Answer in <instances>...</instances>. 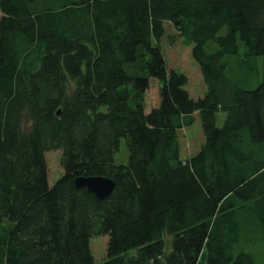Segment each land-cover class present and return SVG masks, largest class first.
<instances>
[{
	"label": "trees",
	"instance_id": "obj_1",
	"mask_svg": "<svg viewBox=\"0 0 264 264\" xmlns=\"http://www.w3.org/2000/svg\"><path fill=\"white\" fill-rule=\"evenodd\" d=\"M166 22L192 47L202 97L167 66ZM241 46L260 69L231 66ZM197 112L205 142L182 158ZM60 149L51 185L46 153ZM79 176L116 186L100 198ZM101 235V264H259L264 0H0V264H95Z\"/></svg>",
	"mask_w": 264,
	"mask_h": 264
},
{
	"label": "rangeland",
	"instance_id": "obj_2",
	"mask_svg": "<svg viewBox=\"0 0 264 264\" xmlns=\"http://www.w3.org/2000/svg\"><path fill=\"white\" fill-rule=\"evenodd\" d=\"M166 35L160 41L167 66L169 69H175L179 72L185 73L189 78L187 90L195 99L202 97L207 86L204 81L202 71L199 64L192 56V47L185 44L183 38L179 35L176 28L169 22H166ZM245 47L241 46V54L238 57L230 58L231 66L239 70L240 66H246V69L257 67L260 69L261 60L248 56L245 54ZM160 81L157 78H151L150 88L145 94V103L147 112L152 108L159 106L160 103ZM195 122L184 129L180 130V145L181 157L188 158L196 154L203 143L205 142V134L202 127L200 113H196ZM46 159L49 168V182L53 185L63 174L64 168L62 166V150H52L46 153ZM129 159V151L125 139L121 142V147L115 156L118 164H125ZM251 233H245L244 239L249 240ZM166 240L169 242L171 236L165 234ZM108 235H101L91 239V249L95 258V264H101L106 257ZM254 252H256L259 264H264V243L259 242L252 245Z\"/></svg>",
	"mask_w": 264,
	"mask_h": 264
},
{
	"label": "water",
	"instance_id": "obj_3",
	"mask_svg": "<svg viewBox=\"0 0 264 264\" xmlns=\"http://www.w3.org/2000/svg\"><path fill=\"white\" fill-rule=\"evenodd\" d=\"M77 187L87 188L100 198H105L114 190V180L104 176H79L75 179Z\"/></svg>",
	"mask_w": 264,
	"mask_h": 264
}]
</instances>
